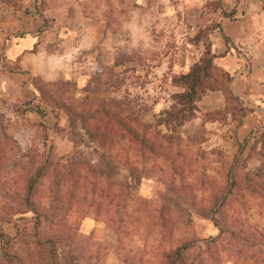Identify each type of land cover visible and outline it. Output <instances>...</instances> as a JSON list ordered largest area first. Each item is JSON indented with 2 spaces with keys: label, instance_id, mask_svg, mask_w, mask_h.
<instances>
[{
  "label": "rangeland",
  "instance_id": "rangeland-1",
  "mask_svg": "<svg viewBox=\"0 0 264 264\" xmlns=\"http://www.w3.org/2000/svg\"><path fill=\"white\" fill-rule=\"evenodd\" d=\"M199 4L190 0H0V79L9 86L7 91L0 88V148L10 168L16 166L8 178L19 180L21 166L42 168L41 188L46 191L56 168L68 170L82 157L97 159L103 153L81 124L71 126L64 111L40 100L34 88L40 79L63 81L80 103L106 102L141 119L152 126L151 132L158 131L160 138L154 140L172 149L177 160L174 163L145 148L140 150V176L121 168L122 177L134 189L128 208L115 218L122 214L136 230L124 236L115 224L93 216L83 219V234L110 245L98 264H126L129 257L138 261L129 251H152L161 235L166 237L165 248L195 241L190 257L216 264L208 257L220 229L210 217L194 210V201L202 207L203 198L213 199L225 187L226 173L234 166L237 183L245 184L247 174L264 183V128L238 137L235 120L241 112H235V120L228 116L221 122H208L210 114L217 117L214 111L218 109L201 101L196 116L184 125L156 124L173 104V95L181 92L173 79L203 55L204 47L195 39L199 28L216 24L220 16L216 2L206 4L203 12ZM40 109L44 114L37 112ZM169 186L173 188L169 192L191 211V219L187 223L185 215L166 212L170 222L159 235L158 218ZM236 193L234 210L242 216L233 227L245 233H249L245 223L264 227V198L243 190ZM9 201L0 193V208ZM4 217L0 211V235L14 236L16 220ZM215 255L217 264H256L250 250L230 240Z\"/></svg>",
  "mask_w": 264,
  "mask_h": 264
},
{
  "label": "trees",
  "instance_id": "trees-1",
  "mask_svg": "<svg viewBox=\"0 0 264 264\" xmlns=\"http://www.w3.org/2000/svg\"><path fill=\"white\" fill-rule=\"evenodd\" d=\"M216 4L219 6L217 2ZM221 14L230 15L225 12ZM216 28H220L218 22L206 29L199 28L195 39L196 44L204 47L203 55L187 71L180 72L173 79V84L181 92L173 95V104L163 112V119L156 123L158 126H182L192 120L198 111V103L210 91H221L226 105L223 109L214 111L217 117L210 114L208 122H221L228 116L235 120V112L239 111L241 115L235 120L236 130L241 126L248 110L231 88L232 75L218 64V59L224 55H216L212 51L210 33ZM226 40L229 41L228 38ZM34 88L42 102L46 101L50 106L64 111L71 126L81 124L90 140L100 146L103 153L97 159L82 157L68 170L56 168L52 186L43 191L41 187L44 186L40 182L44 175L42 168L29 169L21 166L17 175L19 180L8 178L16 170V166L10 168L9 160L0 148V193L4 192L10 198L9 202H2L0 211L7 221L16 220L14 236L4 233L0 235V264H78L80 261L98 264L108 255L110 245L83 234L80 230L83 219L93 216L108 224H115L118 232L120 228L124 230V236L127 235L126 232L136 230L135 226L125 222L122 214L115 218L128 208L127 200L134 189V185L122 177L121 168L126 167L129 172L140 176V153L145 148L174 163L177 160L172 156V149L154 140L160 138L158 131L151 132L152 126L144 124L141 119L132 118L106 102H98L95 106L80 103L69 93L68 85L63 81L46 83L40 79L34 83ZM37 112L44 114L41 109ZM219 115H223V118L219 119ZM261 136V146L264 147V133ZM236 172L235 166L229 169L225 187L213 194V199L203 198L202 207L194 201V210L202 212V216L210 217L221 232L218 239L212 240L214 252L208 257V261L217 264L219 261L215 253L224 241L230 240L250 250L256 258V264H264V227L245 223L249 233L233 227L238 221L236 219L242 216V213L234 210L238 198L235 196L236 192L243 190L249 196L264 198V183L254 181L247 174L245 184L241 185L234 181ZM4 175L8 176L2 180ZM172 189L169 186L165 193L163 213L159 215L157 223L159 235L170 222L166 212L169 215L173 212L185 215L187 223L191 219V211L179 197H174L169 192ZM112 211L115 213L114 217L109 215ZM29 215L32 217H28ZM166 232L167 235L172 234ZM159 238V244L152 251H129L138 261L129 257L130 263L127 260L124 262L207 264L203 257H190L189 252L194 248L195 241L165 248L163 245L166 237L161 235ZM119 242L124 244L122 239ZM146 245L145 241L144 249L147 248ZM240 251L243 252L244 249Z\"/></svg>",
  "mask_w": 264,
  "mask_h": 264
},
{
  "label": "crops",
  "instance_id": "crops-1",
  "mask_svg": "<svg viewBox=\"0 0 264 264\" xmlns=\"http://www.w3.org/2000/svg\"><path fill=\"white\" fill-rule=\"evenodd\" d=\"M190 1L200 2V12H203L206 4H219L217 22L220 28L210 33L212 51L216 55H224L218 59V64L232 75L231 88L248 110L237 129L238 137H246L264 128V0ZM223 12L230 15L224 16L221 14ZM196 23H199L198 19ZM199 59L188 63L185 70ZM3 82L0 79V88L7 91L9 86ZM202 102L218 110L226 105L221 91L208 92Z\"/></svg>",
  "mask_w": 264,
  "mask_h": 264
}]
</instances>
